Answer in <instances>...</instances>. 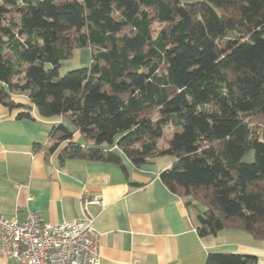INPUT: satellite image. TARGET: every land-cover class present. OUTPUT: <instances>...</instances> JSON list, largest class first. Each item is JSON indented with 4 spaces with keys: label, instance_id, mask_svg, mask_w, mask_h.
<instances>
[{
    "label": "trees",
    "instance_id": "16d2710c",
    "mask_svg": "<svg viewBox=\"0 0 264 264\" xmlns=\"http://www.w3.org/2000/svg\"><path fill=\"white\" fill-rule=\"evenodd\" d=\"M88 46L89 66L60 75ZM0 104L62 117L47 148L66 143L61 163L170 156L159 179L200 237L234 228L264 242V0H0ZM204 264L257 258L214 252Z\"/></svg>",
    "mask_w": 264,
    "mask_h": 264
},
{
    "label": "crops",
    "instance_id": "0c3cea01",
    "mask_svg": "<svg viewBox=\"0 0 264 264\" xmlns=\"http://www.w3.org/2000/svg\"><path fill=\"white\" fill-rule=\"evenodd\" d=\"M12 99L30 105L25 94ZM20 110L0 104V215L21 219L30 210L51 223L89 216L99 236V264H204L214 252L250 254L264 264V242L245 231L198 235L184 200L159 179L170 156L143 167L126 158L124 167L82 159L61 163L66 143L47 148L51 127L64 119L43 118L33 106V119L17 118ZM73 141H80L78 133ZM0 264L18 263L0 255Z\"/></svg>",
    "mask_w": 264,
    "mask_h": 264
},
{
    "label": "built area",
    "instance_id": "2783aa9c",
    "mask_svg": "<svg viewBox=\"0 0 264 264\" xmlns=\"http://www.w3.org/2000/svg\"><path fill=\"white\" fill-rule=\"evenodd\" d=\"M98 246L89 216L51 223L30 210L21 219L0 215V255L18 264H99Z\"/></svg>",
    "mask_w": 264,
    "mask_h": 264
},
{
    "label": "rangeland",
    "instance_id": "374dc122",
    "mask_svg": "<svg viewBox=\"0 0 264 264\" xmlns=\"http://www.w3.org/2000/svg\"><path fill=\"white\" fill-rule=\"evenodd\" d=\"M159 28L158 24L154 25V29L157 30ZM91 62V46L75 49L72 52V55L69 59L65 60L63 65L59 68V74L63 75L69 70L75 69V68H82V67H88ZM15 94H19L16 92ZM63 122H66L65 120ZM172 129L170 128H164L163 135L159 140V143L166 147L165 139L169 138L171 136ZM252 155H249L246 160H251ZM197 209H203V207L200 204H197Z\"/></svg>",
    "mask_w": 264,
    "mask_h": 264
}]
</instances>
